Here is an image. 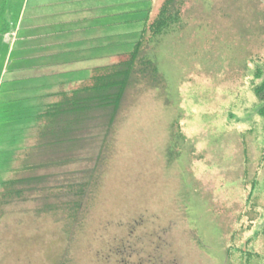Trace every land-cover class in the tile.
I'll return each mask as SVG.
<instances>
[{
    "label": "rangeland",
    "instance_id": "rangeland-1",
    "mask_svg": "<svg viewBox=\"0 0 264 264\" xmlns=\"http://www.w3.org/2000/svg\"><path fill=\"white\" fill-rule=\"evenodd\" d=\"M162 2L0 0V264H232L231 235L264 256V0H185L148 50L162 85L129 88L112 133L97 118L77 145L36 147L57 88L131 53ZM73 176L89 182L78 210Z\"/></svg>",
    "mask_w": 264,
    "mask_h": 264
},
{
    "label": "trees",
    "instance_id": "trees-1",
    "mask_svg": "<svg viewBox=\"0 0 264 264\" xmlns=\"http://www.w3.org/2000/svg\"><path fill=\"white\" fill-rule=\"evenodd\" d=\"M184 1L163 0L154 20L144 25L140 38L134 45L131 53L120 58L117 64L111 67L94 70L91 78L86 83L77 86L75 90L60 94V98L39 115L40 118H45V122L37 129L36 147L39 149L42 148L45 151H51V153L54 152L55 154V151H64L65 147L63 146L67 144L73 142L77 145L81 141V137L84 136L82 134L87 129L89 122L94 121L96 123L97 118L104 119V123H101V125L105 126V133H112V128L121 112V107L129 88H133L142 83L150 86V88L162 85V80L157 73L156 65L148 57V50L157 44L162 35H165L175 25L180 24ZM150 46L152 47L149 48ZM254 95L259 102L255 117L259 118V126L262 134L261 151L264 155V80L255 86ZM105 138H103V141H105ZM75 151H77V147H75ZM107 154L105 155L106 158ZM71 158L73 159V157ZM60 160V158L57 161L52 159L49 161L44 160L48 161V164H46L47 162H43V164H46L45 167L47 168L48 166H59V163L65 165L70 162V158L65 162H62V160L60 162ZM102 160L100 155H97L96 162L93 163V166H90V168L87 167L83 173L87 176H95L97 173V176H100L102 170H97V166L102 163ZM30 167L25 168L21 174L23 176H29L27 177V183L36 181L37 186L43 180L41 181L40 178L31 176V171H28L32 169ZM87 176H73L74 184L72 187L74 188V202H70L69 205H73L72 207L76 210L83 206L86 197V189L88 186L86 184L89 183L86 179ZM10 183L15 188V183ZM13 191L9 190L8 193H14L15 195L20 193L19 189ZM6 192L4 190L1 198L3 200H0V210L6 203V199L11 196L6 197ZM252 192L253 189L250 188L248 194L249 199L253 198L251 195ZM255 235L257 236L258 234L256 233ZM260 235L264 236V228ZM234 242L233 235H231L230 242L227 246V258L232 264H236L237 261L238 264H252V258L262 257L257 255L249 247L250 238L243 245L237 246L234 245ZM262 258L264 261V256Z\"/></svg>",
    "mask_w": 264,
    "mask_h": 264
},
{
    "label": "crops",
    "instance_id": "crops-1",
    "mask_svg": "<svg viewBox=\"0 0 264 264\" xmlns=\"http://www.w3.org/2000/svg\"><path fill=\"white\" fill-rule=\"evenodd\" d=\"M83 41H86V40H83ZM85 45H86V44H85ZM87 47H88V49H89V48H90V45L87 44ZM87 47L85 46V48H87ZM90 49H91V48H90ZM63 51H64V50H63ZM64 52H67V53H74V49H67V50H65ZM53 53H58V52H57V51H54ZM55 58H56V57H55ZM64 61L67 62V63H72L73 66H72L71 68H74V67L76 66V63H77V62L84 61V60L77 61V60L75 59V56H71V57H68V58L64 59ZM99 69H100V68H99ZM95 70H96V69H95ZM93 71H94V70H93ZM93 71H92V73L90 74V76H89L86 80H84V81H82V82H80V83H78V84H76V85H74V86H71L72 88H67V89L64 90L63 88H64L65 85H61V86H59V87L57 88V91L54 93V95H51V96H52V97H51L52 100H50L49 103L47 102V103L44 105V108L41 110V113H43V112L46 110V108H47L48 106H50L51 104H53V103L55 102L56 99H59V98H60V94H62V93H69V92H71L72 90H75V88H76L77 86L86 83V82L91 78V76H92V74H93Z\"/></svg>",
    "mask_w": 264,
    "mask_h": 264
}]
</instances>
